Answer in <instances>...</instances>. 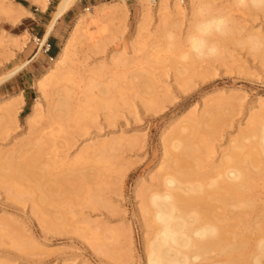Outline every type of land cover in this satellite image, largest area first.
<instances>
[{"label":"rangeland","instance_id":"rangeland-1","mask_svg":"<svg viewBox=\"0 0 264 264\" xmlns=\"http://www.w3.org/2000/svg\"><path fill=\"white\" fill-rule=\"evenodd\" d=\"M58 1L51 0L42 11L32 0H0V32L28 33L17 40L21 47H12L13 50L0 34V77L33 59L41 47L37 39L42 38L44 25L50 22ZM109 1L112 0H77L57 24L59 51L79 14ZM187 1H182L185 13L167 9L160 18L154 4L147 6L148 0H126L129 13L125 17L103 22V32L98 26L88 28L91 40L101 47L92 50L95 43L76 42L72 68L76 76L83 71L87 84L84 89H92L88 95L97 97L101 95L100 88L109 87L107 97L117 101L111 109L89 106L95 122L85 132L77 128L59 132L58 125L43 120L40 123V119L32 129L26 124L36 98H42V108L47 111L56 104L58 90L75 85L54 84L44 99L35 81L52 63L45 46L35 60L0 86V98L27 89L16 123L12 118L1 119L0 166L13 156L21 162L25 154L41 150L33 179L23 183L21 201L9 195L11 182L0 180V222L10 221L13 226V231L5 230L0 235V263L146 264L144 237L152 228L146 223L141 192L160 188L158 177L166 174L164 147L176 141V131L191 120L202 121L197 136L189 139L195 151L190 157L191 169L185 172L214 176L221 170L223 155L229 154L248 128L264 118V10L237 0H212L216 7L212 6L204 16L219 12L229 17L233 33L218 41V56L191 59L186 57L190 51L186 35L194 18L191 20ZM17 4L24 5L30 15L14 23L8 9L15 11ZM139 17L144 20L143 33L136 37ZM250 33L262 37L260 52L246 44ZM119 59L125 62L117 67ZM99 67L105 70L97 74ZM185 68L188 70L183 74ZM92 79L99 85H89ZM145 79L151 82V88L145 86ZM116 80L122 85L119 89L112 85ZM216 113L215 129H211L204 122ZM116 138L126 139L118 150L99 154L91 150L94 145ZM41 139L46 143L41 144ZM21 147L26 151L24 155L18 152ZM173 166L180 171L181 167ZM247 166L252 179L244 198L254 201V206L231 208L230 215L241 212L247 225L239 248L227 253L243 259L254 253L260 234L253 227H261L264 219V173L256 174L253 164ZM196 178L199 177L192 174L189 180Z\"/></svg>","mask_w":264,"mask_h":264},{"label":"bare ground","instance_id":"bare-ground-1","mask_svg":"<svg viewBox=\"0 0 264 264\" xmlns=\"http://www.w3.org/2000/svg\"><path fill=\"white\" fill-rule=\"evenodd\" d=\"M32 1L36 2L41 10H46L51 0ZM182 1L171 0L169 4L168 0H148L147 6L154 4L158 14L161 13V18L164 17V12L167 9L176 14L185 13L186 10ZM76 2L77 0L58 1L47 34L45 37L43 36L44 38L40 42L41 48L45 45L47 35L57 20ZM237 2L264 10V0H237ZM187 3L188 12L194 20L191 19L193 24H189L190 27L186 35V41L190 46V51L186 57L194 59L218 56L221 52L218 41L221 37L233 33L230 18L219 12L217 14L212 13L208 17H206L207 15L204 16V14L210 13L212 6H215L212 0H188ZM16 7L15 11L8 9V11L11 10V15L8 17L11 16V22L14 23L22 20L25 15H30L24 5L17 4ZM128 13L126 0H112L98 3L92 8L88 7L79 14L59 53L51 58V66L35 81V85L41 91L44 99L48 98L47 90L54 84L75 85L65 86L58 90L56 104L49 106L47 111L42 108V98H36L30 113L26 117V124L30 129L40 119V123L43 120L49 125H58L59 132L67 133L70 128H77L85 132L86 127L95 122V114L89 111V106L93 105L96 109H111L117 105L115 98L107 97L110 93L109 87L100 88L101 95L97 97L88 95L92 89H84L87 84L82 78L83 71H80L79 75L76 76V71L72 66L76 54V42L82 41V44L86 41L87 43H95L91 40L92 36L87 34L91 25L98 26L103 32L106 30V27L102 26L103 22L108 19L119 20ZM201 15H203L202 18H200ZM139 19L138 24L135 25L137 26L136 37L143 33H141L143 29L141 23L144 20L142 21L140 17ZM164 20L166 18L162 19V21ZM0 34L1 40L8 43L11 50H13L12 47H21L17 40L28 35L27 32L11 35L6 31H2ZM169 36L173 38L171 34ZM247 36L246 44L256 52H260L263 42L259 33H250ZM238 42L240 43V41ZM241 42L245 41L241 40ZM169 44L173 48L174 43L170 42ZM92 46L93 48L90 45L92 50L101 47L98 43ZM124 62L123 59H119L116 66L120 67ZM28 63L27 60L7 74L2 75L0 85L17 75ZM104 70V67H99L95 73L99 74ZM187 70L188 68H185L181 72L186 74ZM140 77H145V75H140ZM94 79L90 80L88 84L99 85L94 84ZM144 82L146 87L151 88V82L148 79H145ZM144 82H139V85H143ZM112 85L117 89L122 87L117 80ZM24 102L25 97L22 91L2 96L0 98V122L6 117L12 118L16 123L17 113L21 110ZM217 116V113L212 115L207 123L203 121L204 124L215 129ZM201 122V120H191L187 126L176 131V141L164 147V154L166 155L164 173L166 174L158 177L157 185L160 188L149 193H147V189L141 192L144 212L147 214L146 223L152 228L151 235L147 234L144 237L145 262L146 264H264V219L261 227H253L260 235L256 240L252 256L250 254V257L243 259L239 256L227 255L229 249L239 248L243 230L246 228L244 226L247 225L242 219L241 212H235L234 216L230 215L231 208L241 209L245 206H254V201L244 198L252 179V171L247 169V165L253 164L256 169L254 172L258 175L264 173V118L259 123H255L254 127L248 128L243 133L242 139L236 141V146L230 149L229 154L223 155L225 159L223 164L219 166L221 170L214 176H208L204 173H187L192 163L191 154L195 151L189 139L197 136V128ZM184 131H187L188 134L185 135ZM125 140L116 138L110 142L99 143L92 146L91 150L94 154L118 150L124 145ZM244 141L250 142L244 143ZM39 142L41 144L46 143L42 139ZM23 148L18 150L21 155L26 153ZM241 150H246V153ZM40 152L41 150L33 155L25 154V158L21 162L16 161L11 155L10 161L4 166H0V180L11 182L9 195L13 200L20 199L18 201H21L23 199L21 198L24 195L25 186L23 183L33 179L31 177L34 175V169H37V157ZM174 164L181 167L180 171H175ZM45 172L41 173L42 176H45ZM192 174L199 178L193 181L189 180ZM37 187L41 188V185H37ZM26 188L28 187L26 186ZM0 225L2 226L0 227V235L5 230L13 231L10 221L0 222ZM247 228L250 227L247 226Z\"/></svg>","mask_w":264,"mask_h":264},{"label":"crops","instance_id":"crops-1","mask_svg":"<svg viewBox=\"0 0 264 264\" xmlns=\"http://www.w3.org/2000/svg\"><path fill=\"white\" fill-rule=\"evenodd\" d=\"M77 3V2H76ZM75 3V4H76ZM58 4V3H57ZM74 4V5H75ZM73 5V6H74ZM57 6V5H56ZM72 6V7H73ZM71 7V8H72ZM70 8V9H71ZM69 9V10H70ZM55 10H56V8H55ZM69 10L63 15V16H61L58 20H57V22L55 23V25L53 26V28H52V30L49 32V34L47 35V41H46V43H45V47H47L48 45H50V47H49V50L47 51V50H45L47 53H49V56H50V59L52 58V57H54V56H56L59 52V44H60V37L58 36V35H56V33H55V31H56V28H57V24L59 25L60 24V21L61 20H63V18H66V15L68 14V12H69ZM42 11H45V10H42ZM55 12V11H54ZM54 14V13H53ZM53 17V16H52ZM51 20H52V18H51ZM51 20H50V22H51ZM50 22L48 23V24H45L44 26H45V28H44V32H43V34H42V38H40V39H37L38 41H41L44 37H45V35L47 34V31H48V26H49V24H50ZM44 36V37H43ZM40 49H42V50H40ZM44 50V47L43 48H41V47H39L38 48V51H37V53L35 54V56L33 57V59L32 60H28L29 61V63L31 62V61H33V60H35L39 55H40V53L42 52ZM58 52V53H57ZM28 63V64H29ZM26 67V66H25ZM24 67V68H25ZM23 68V69H24ZM4 84V83H3ZM1 86V85H0ZM27 89L25 88V89H23V92L24 93H26L27 91H26ZM25 96V95H24ZM25 99H26V96H25Z\"/></svg>","mask_w":264,"mask_h":264},{"label":"built area","instance_id":"built-area-1","mask_svg":"<svg viewBox=\"0 0 264 264\" xmlns=\"http://www.w3.org/2000/svg\"><path fill=\"white\" fill-rule=\"evenodd\" d=\"M49 47H50V45H48V46L46 47V50H47V51L49 50Z\"/></svg>","mask_w":264,"mask_h":264}]
</instances>
